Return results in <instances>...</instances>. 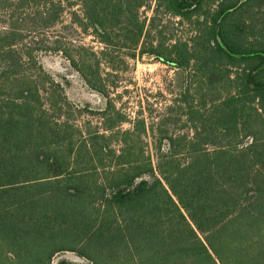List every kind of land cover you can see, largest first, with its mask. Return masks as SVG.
I'll return each instance as SVG.
<instances>
[{"label": "trees", "instance_id": "16d2710c", "mask_svg": "<svg viewBox=\"0 0 264 264\" xmlns=\"http://www.w3.org/2000/svg\"><path fill=\"white\" fill-rule=\"evenodd\" d=\"M145 2L0 0V264H264V0H155L194 34L143 40L180 88L122 130L102 60L136 58ZM47 54L104 105L70 100Z\"/></svg>", "mask_w": 264, "mask_h": 264}, {"label": "rangeland", "instance_id": "374dc122", "mask_svg": "<svg viewBox=\"0 0 264 264\" xmlns=\"http://www.w3.org/2000/svg\"><path fill=\"white\" fill-rule=\"evenodd\" d=\"M139 16L141 19L145 17L147 29L148 22L152 17L154 21L149 37L141 38L138 43L135 50L136 58L131 57L133 51L128 47L109 46V54H106L102 60V73H106L107 81L114 82L116 85L110 89L109 97L113 100L116 109L121 111L127 119L120 126L122 130L131 128L133 122L140 117H144L148 124L152 119H158L165 113L166 106L172 102L180 88V72L176 68L146 54H139L143 47V40L144 47H148L150 40L154 45L163 44L166 46L171 41L168 40L169 38L190 40L194 34L192 24L186 21L180 22L178 18L172 17L162 10L156 12L155 0H146L145 6L139 9ZM69 17V12L66 10L63 19L68 21ZM74 38L91 47L92 50L101 49V43L91 31L74 35ZM41 59L45 69L63 85L70 100L79 104L89 103L92 109L104 105V99L84 85L77 73L70 68L67 60L61 55L47 54ZM106 62H109L113 68H109ZM84 119L98 123L96 117L91 114H86ZM154 135L149 128L143 135L148 153L153 151L152 139ZM62 255H67L69 259H72L69 257L70 254H60L55 257L53 264H56L57 259Z\"/></svg>", "mask_w": 264, "mask_h": 264}]
</instances>
